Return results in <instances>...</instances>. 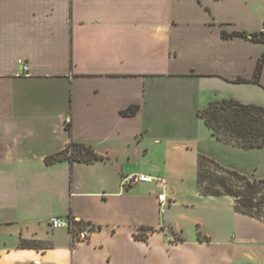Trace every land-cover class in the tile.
<instances>
[{
	"label": "crops",
	"instance_id": "0c3cea01",
	"mask_svg": "<svg viewBox=\"0 0 264 264\" xmlns=\"http://www.w3.org/2000/svg\"><path fill=\"white\" fill-rule=\"evenodd\" d=\"M261 30L264 0H0V264H264V221L197 181L201 154L264 178V146L198 115L264 106V42L223 34ZM72 139L104 159L46 162ZM69 216L97 229L74 242Z\"/></svg>",
	"mask_w": 264,
	"mask_h": 264
},
{
	"label": "trees",
	"instance_id": "16d2710c",
	"mask_svg": "<svg viewBox=\"0 0 264 264\" xmlns=\"http://www.w3.org/2000/svg\"><path fill=\"white\" fill-rule=\"evenodd\" d=\"M224 36H243L254 41L264 42V30L248 34L244 31H235L232 34L223 32ZM264 67V54L260 58L253 82L259 83ZM236 81H248L239 78ZM138 106H132L122 113L133 115L137 112ZM198 115L205 121L212 130V134L219 140L226 143L243 147L264 146V106L243 103L233 98H224L211 101L208 106L198 111ZM66 129L71 132V123L66 124ZM104 159L98 155L91 145L71 140L68 146L55 154L46 157L48 164L69 160L81 162H93ZM198 188L201 194L206 195H230L234 197L236 210L256 217L264 221V178L250 177L238 170L228 168L213 158L201 154L198 158ZM69 218L74 219L72 216ZM83 228L90 225L91 231L97 228L90 222L73 220ZM74 242L78 233L72 232ZM143 231H153L152 227H142ZM140 238V235H136ZM202 240H209L208 237L200 236ZM40 241L22 239L20 246L23 248H41L37 244ZM41 243V242H40Z\"/></svg>",
	"mask_w": 264,
	"mask_h": 264
},
{
	"label": "built area",
	"instance_id": "2783aa9c",
	"mask_svg": "<svg viewBox=\"0 0 264 264\" xmlns=\"http://www.w3.org/2000/svg\"><path fill=\"white\" fill-rule=\"evenodd\" d=\"M25 70H27L26 67H24ZM153 180V177L151 176H148V175H145V174H140V173H134V174H131L127 177H125L123 180H122V185L125 187L127 186H133V185H137L141 182H150ZM51 226L53 228H57V227H60V226H63V225H67L66 222L64 221H60L58 219H52L51 222H50ZM89 230H84L81 232V236H87Z\"/></svg>",
	"mask_w": 264,
	"mask_h": 264
},
{
	"label": "rangeland",
	"instance_id": "374dc122",
	"mask_svg": "<svg viewBox=\"0 0 264 264\" xmlns=\"http://www.w3.org/2000/svg\"><path fill=\"white\" fill-rule=\"evenodd\" d=\"M73 220L74 219L68 218V220H67L68 227H69V224H71V227L73 228L72 232L78 233L77 237L80 239L81 238V232L84 231V230H89L90 225H87V226H85L83 228H80V225L77 224L76 222H74ZM64 233L65 232H61L59 234L58 241L62 242L64 240V238H65V234ZM50 244H51L50 242H45V243H43V242L40 243L39 242L37 245L41 246V247H49V246H51Z\"/></svg>",
	"mask_w": 264,
	"mask_h": 264
}]
</instances>
